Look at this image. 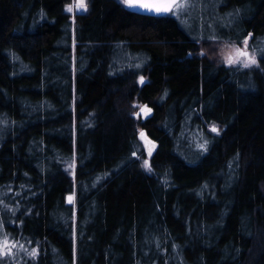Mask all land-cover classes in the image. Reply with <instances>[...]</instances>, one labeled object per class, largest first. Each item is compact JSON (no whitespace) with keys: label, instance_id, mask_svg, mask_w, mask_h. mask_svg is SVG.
<instances>
[{"label":"trees","instance_id":"1","mask_svg":"<svg viewBox=\"0 0 264 264\" xmlns=\"http://www.w3.org/2000/svg\"><path fill=\"white\" fill-rule=\"evenodd\" d=\"M71 2L0 0V264H264V0Z\"/></svg>","mask_w":264,"mask_h":264},{"label":"snow or ice","instance_id":"2","mask_svg":"<svg viewBox=\"0 0 264 264\" xmlns=\"http://www.w3.org/2000/svg\"><path fill=\"white\" fill-rule=\"evenodd\" d=\"M125 3L129 5V7H140L148 9L149 11L155 10L156 12H169V11H176L179 12L180 9L184 8L187 5V0H164V2H152V3H144L141 2V0H124ZM73 7H75L77 10L86 11L87 5L85 0H75V3L72 7H69L67 9L68 12L73 11ZM247 44V41L244 42ZM237 53L240 56L246 55L244 52H240L239 49H237ZM237 62L233 60L231 57L228 58V63H234ZM254 58H250L248 63H254ZM248 63H245V67L248 66ZM143 111V110H142ZM215 131V129H213ZM143 137V133L141 134ZM71 200V197L69 198ZM32 255H35V253H32Z\"/></svg>","mask_w":264,"mask_h":264},{"label":"rangeland","instance_id":"3","mask_svg":"<svg viewBox=\"0 0 264 264\" xmlns=\"http://www.w3.org/2000/svg\"><path fill=\"white\" fill-rule=\"evenodd\" d=\"M86 5H87V0H85ZM75 3V0H72L71 4L67 6L66 9L69 7H72ZM77 12H85L82 10H77L75 7H73V11L70 12L72 15L76 14ZM223 45L217 46V55L218 57L224 61L225 63H228V58L231 57L233 60L237 61L232 64H240V65H245V63H248L250 58H254L255 62L254 63H248V66H253L256 64V57L253 55L251 51H249L247 44H244L242 46H237L235 44H230V43H221ZM237 49H239L240 52L246 53L244 56H240L237 53Z\"/></svg>","mask_w":264,"mask_h":264},{"label":"water","instance_id":"4","mask_svg":"<svg viewBox=\"0 0 264 264\" xmlns=\"http://www.w3.org/2000/svg\"><path fill=\"white\" fill-rule=\"evenodd\" d=\"M141 2H144V3L161 2L162 3V2H164V0H141ZM130 9L132 11H135V12L141 14V15H146V16H151V17L165 16V15H169L172 12V11L156 12L155 10L149 11L148 9L140 8V7H130ZM70 197H71V200L69 199ZM67 202H68V204H73L74 203V195H68Z\"/></svg>","mask_w":264,"mask_h":264}]
</instances>
